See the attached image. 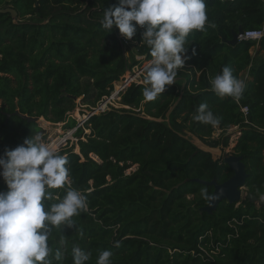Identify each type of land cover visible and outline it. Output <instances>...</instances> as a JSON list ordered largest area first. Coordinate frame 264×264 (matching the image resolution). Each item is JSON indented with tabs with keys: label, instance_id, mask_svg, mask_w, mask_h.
<instances>
[{
	"label": "trees",
	"instance_id": "16d2710c",
	"mask_svg": "<svg viewBox=\"0 0 264 264\" xmlns=\"http://www.w3.org/2000/svg\"><path fill=\"white\" fill-rule=\"evenodd\" d=\"M114 6L118 0H0V8L18 12L17 19L0 12V154L43 131L17 109L71 129L77 125L71 117L76 100L90 110L133 66L126 44L143 60L152 59L142 28L131 40L118 28H103L104 11ZM206 9V30L187 37L176 82L152 101L142 95L144 83H132L121 93V107L94 114L77 128L72 144L80 153L65 148L69 143L58 150L68 157L71 186L86 195L88 207L74 217L76 226L54 229L49 243L62 258L53 264H74V247L91 252L88 264H96L103 250L113 252L112 264H264V205L246 196L239 204L222 201L211 214L201 212L208 203L201 189L211 194L214 187L187 179L221 183L234 171L185 132L224 147L230 135L211 139L213 132L238 126L234 153L249 173L247 191L264 195V37L254 50L253 40L230 43L240 27L264 26V0H206ZM225 66L239 79L248 70L239 101L211 89ZM202 103L218 125L192 119ZM6 190L0 177V191Z\"/></svg>",
	"mask_w": 264,
	"mask_h": 264
},
{
	"label": "clouds",
	"instance_id": "9594fccd",
	"mask_svg": "<svg viewBox=\"0 0 264 264\" xmlns=\"http://www.w3.org/2000/svg\"><path fill=\"white\" fill-rule=\"evenodd\" d=\"M207 22L206 0H118V6L105 9L101 20L108 33L118 28L128 40L138 27L143 29L142 40L152 59L143 82L133 83L145 84L142 95L147 101L174 83L177 70L185 66L187 37L193 31H205ZM210 84L218 97L235 101L246 89V83L227 66ZM192 119L212 126L220 122L206 103L199 105ZM58 150L36 133L0 154V177L7 185L6 191H0V264H53L54 259L61 260L62 252H54L49 243L54 229L76 226L74 217L87 211L86 195L71 186L68 157ZM57 189L64 190L63 196L54 191ZM201 192L209 201L217 198L208 194L207 187ZM91 255L80 247L72 249L74 264H88ZM113 255L111 250L101 251L96 264H112Z\"/></svg>",
	"mask_w": 264,
	"mask_h": 264
},
{
	"label": "water",
	"instance_id": "95a60500",
	"mask_svg": "<svg viewBox=\"0 0 264 264\" xmlns=\"http://www.w3.org/2000/svg\"><path fill=\"white\" fill-rule=\"evenodd\" d=\"M0 12H9L12 14L14 19H17L18 12L13 8H0ZM243 33L242 27H240L238 32H234L233 39L230 43L235 44L239 40V35ZM74 99L77 97L74 95H70ZM180 98L172 105V107L167 112V119L170 118V115L179 102ZM15 114L20 115L22 118L27 119L32 122H39L42 117L39 116H29L27 114H21L17 109ZM8 117L10 114L8 113ZM189 139L201 150L211 153L214 160L222 159L224 164H227L230 168L233 169L234 174L224 182H217L214 178L212 180H205L202 178L194 177L188 178L187 181L198 182L206 185H212L214 187L213 192L210 195H216L217 198L213 201H209L208 203L200 208L201 212L213 213L219 206V204L226 200L229 203L239 204L243 197V190L246 188V180L249 177V173L247 172L246 165L243 161V157L241 155H237L236 153H224L223 146H211L201 140L196 134L190 132L189 130L185 131ZM80 152V150H79ZM246 196L254 202H257L258 205H264V200L258 198L251 192H247ZM264 196V195H263Z\"/></svg>",
	"mask_w": 264,
	"mask_h": 264
},
{
	"label": "rangeland",
	"instance_id": "374dc122",
	"mask_svg": "<svg viewBox=\"0 0 264 264\" xmlns=\"http://www.w3.org/2000/svg\"><path fill=\"white\" fill-rule=\"evenodd\" d=\"M125 50H126V55H127L128 59H129V63L133 64V66L131 67V69H128L123 74V76H125L126 74H128L130 72H133L135 70L136 72L141 74L140 79H144V77L146 76V66L148 65L147 64L148 61H145L143 59L138 60L137 57L141 56V55L136 53V50H135L134 46L131 45V44H126ZM133 61H136V62L133 63ZM176 81H177V79H175L174 82H176ZM120 99H121V94L119 95V97H116V99L113 101V105H115L117 107H121L120 106L121 104L118 102ZM1 103L2 102L0 100V104ZM76 103H77V108L73 111V115L71 117L76 119L77 123H79L81 118L83 117V113L86 112L88 108H87L86 105L80 103V99L79 98L76 100ZM38 123H39V126L41 127V129L43 130V131L40 132V134L43 136V138L46 140V142L52 143L53 147H55L57 140L60 137H63L62 135L67 134V132L70 130V129H68V130L64 129L63 128L64 125L61 122L54 123V122L46 120L45 118H42ZM222 131L223 130L215 129L211 139H214V138L222 139L223 136L230 135L229 145L228 146H224L223 150H224V153H232V152H234V147H235V145L237 143V136H238L237 128L233 126V127L229 128L228 130L224 131V133ZM71 139L72 140H76V138L74 136H72ZM72 143L73 142L70 141L69 144L65 148H70L71 146H74L75 147L74 150H76L78 152L79 145L75 146ZM95 158L97 159V157H95ZM136 168H137L136 165H134L133 167H131V168H129L127 170V173H130L131 171H134ZM247 192L248 191H247V187H246L243 190V197H246Z\"/></svg>",
	"mask_w": 264,
	"mask_h": 264
},
{
	"label": "built area",
	"instance_id": "2783aa9c",
	"mask_svg": "<svg viewBox=\"0 0 264 264\" xmlns=\"http://www.w3.org/2000/svg\"><path fill=\"white\" fill-rule=\"evenodd\" d=\"M263 37H264V26L260 29L244 31L242 34L239 35V40H253L256 43H258ZM137 58L138 60H141L144 58V56L141 55L138 56ZM150 61L151 60H149L147 64H149ZM140 76L141 74L136 72L135 70L123 76L122 79L119 81V83L117 82L115 84L114 90L110 95L104 96L102 99H100L97 102V104L94 107H91L90 110L87 109V111L83 113V117L81 118L77 126L70 129L67 132V134L62 135L63 137H60L57 140V143L55 145L56 150L60 149V147L67 145L68 140L71 139L72 136H74V133L77 130V128L83 125L84 122H86L91 116H93L94 114L105 112L109 110L111 106H115L113 105V101L116 99V97H119V95L122 92H124L129 85H131L133 82H143V79H140ZM241 111L246 116L249 113V107L247 105L242 106ZM234 127H236L238 130V126H234ZM50 144L52 145V143Z\"/></svg>",
	"mask_w": 264,
	"mask_h": 264
},
{
	"label": "crops",
	"instance_id": "0c3cea01",
	"mask_svg": "<svg viewBox=\"0 0 264 264\" xmlns=\"http://www.w3.org/2000/svg\"><path fill=\"white\" fill-rule=\"evenodd\" d=\"M258 44H259V43H257V44L253 47V50H254L255 48L258 47ZM241 75H242L241 80H243V81L245 82V81H246V77L248 76V70L243 71Z\"/></svg>",
	"mask_w": 264,
	"mask_h": 264
},
{
	"label": "bare ground",
	"instance_id": "6f19581e",
	"mask_svg": "<svg viewBox=\"0 0 264 264\" xmlns=\"http://www.w3.org/2000/svg\"><path fill=\"white\" fill-rule=\"evenodd\" d=\"M119 83V82H118ZM60 131V130H59ZM63 131V130H62ZM56 142V141H55ZM57 143V142H56Z\"/></svg>",
	"mask_w": 264,
	"mask_h": 264
}]
</instances>
